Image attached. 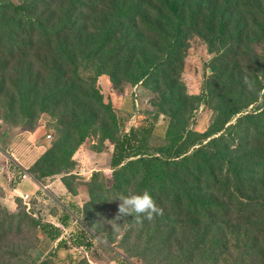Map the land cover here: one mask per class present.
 I'll list each match as a JSON object with an SVG mask.
<instances>
[{
    "label": "rangeland",
    "instance_id": "obj_1",
    "mask_svg": "<svg viewBox=\"0 0 264 264\" xmlns=\"http://www.w3.org/2000/svg\"><path fill=\"white\" fill-rule=\"evenodd\" d=\"M9 1L27 4L28 13L24 18H17L19 29L14 30L18 33L13 40L20 45V56L11 58L7 54L8 38L0 34V149L10 151L12 148L15 150L13 156L21 153L23 163H30L60 135H68L70 141H74L79 121L83 116L89 117L93 135L77 152L75 170L59 174L67 175L72 193L76 194L73 196L69 192L70 198L65 199L70 211L81 217V228H75L76 234L90 227L96 236L87 255L89 262L175 264L192 255L191 264H236V261H240L238 264H264V225L261 228L255 225L258 217L264 218V214L258 211L252 219H242L248 215L247 211L238 220L184 223L173 218L171 210L163 208V215L147 224L146 219L137 223L136 233L143 235L142 251L150 237L156 242L164 240L150 250L151 260H146L139 252L129 257L116 247L124 229L135 223L133 217L123 220L124 228L117 233L115 242L110 243L106 235L112 230L111 222L101 226L100 216L93 213L98 203L89 204L92 190L104 181L103 177L94 178L93 174L112 170L114 139L133 125L151 121L161 110L164 112L155 125L154 134L158 139L164 138L171 123L166 114L169 102L185 100L187 123L199 132L207 131L212 125L216 116L213 104L222 97L228 96L230 104L236 99L242 103L255 100L240 114L249 113L250 119L258 116L257 112L264 109V0H189L183 32L178 38L174 35L176 20L167 14L163 0H0V3ZM119 6L126 7L128 14L125 21L116 24L112 32L114 38L108 43L109 52L114 55L108 65H115L117 82L107 73L99 81L105 101L112 103L119 116L116 125L104 107L87 97L88 84L75 83L70 69L60 65L54 53L56 45L53 41H45L43 35L47 29H67L68 21L70 43L89 44L101 37L103 29L111 26L114 9ZM12 18L15 19L8 14L6 20ZM222 21L224 33L219 29ZM170 41L175 44L172 49ZM28 44L31 50H26ZM148 65H155L148 81L138 80L140 71ZM245 75L254 81L253 90L243 83ZM27 78L35 82L32 97L38 103L46 89L61 91L59 96L52 98L49 111L34 113L32 119L23 116L18 108L17 81ZM236 120L237 117L233 122ZM248 126L251 125L244 124L243 129ZM48 133H52V138H48ZM107 134L112 135L113 140ZM257 137L258 132L251 126L248 139L238 130L233 143L234 146L241 144V151H249L260 145ZM198 146H190L188 153ZM184 155L176 157V162ZM180 166L181 171L186 169ZM131 193L142 192L135 189ZM17 197L0 204L17 212L24 206ZM32 197L43 202L52 195L34 188ZM107 199L110 202L113 198ZM5 212L0 208V264H77L75 247L58 249L53 239L42 231L20 229L18 217L2 225ZM91 217L92 226L89 225ZM134 239H129L131 244ZM213 242L217 249L211 252L208 248ZM7 249L19 251L20 257L4 255Z\"/></svg>",
    "mask_w": 264,
    "mask_h": 264
},
{
    "label": "trees",
    "instance_id": "obj_2",
    "mask_svg": "<svg viewBox=\"0 0 264 264\" xmlns=\"http://www.w3.org/2000/svg\"><path fill=\"white\" fill-rule=\"evenodd\" d=\"M188 1L163 0L167 14L176 20L174 35L177 38L183 32L184 13L187 10ZM123 2L125 1H121ZM118 8L114 9V22L111 26L103 29L101 37L92 40L89 44L86 42L70 43L68 21L67 29L66 27L56 31L47 29L49 32L43 35L45 41H53L56 45L54 53L60 60V65H65L70 69L75 83L88 84L90 90L87 91V97L90 101L104 107L116 125L119 123V116L115 113L112 103L105 101L104 94L100 91L99 81L100 77L107 73L114 82H117L115 65H108L114 56L109 52L108 43L114 38L112 32L116 24L125 21L128 14L126 7L119 6ZM27 10L28 5L25 3L17 4L13 1L0 3V34L8 38L7 54L11 58L22 54L19 43H16L13 38L18 36V33L14 32L19 29L17 18H24L28 13ZM8 14L13 15L15 19L7 21ZM219 29L221 33H224L225 23L223 21L220 22ZM170 45L171 49L175 47L172 41ZM25 48L31 50L32 46L28 44ZM154 68L155 65L146 66L140 71L138 80L147 82ZM34 87L35 82L29 78L17 81L20 98L19 111L23 116L31 119L34 113L49 111L52 98L61 93L60 90L54 88L46 89L38 103L32 97ZM254 101L249 100L242 103L236 99L233 104H230L226 96L220 98L216 105L211 102L216 110V116L205 132H199L187 123L185 100L177 103L169 102L166 114L170 116L171 123L164 138L158 139L154 134L155 125L163 114V110L156 112L151 121L133 125L129 131L115 138L111 159L112 170L93 174L94 178L103 177L104 179L96 190H92L93 196L89 203L91 206L98 203L93 208V213L100 216L101 226L108 225L109 223L105 222H110L109 220L113 219L117 212L119 201L114 199L121 194L127 195L135 189L141 192L148 190L161 208L171 210L170 215L184 223L193 220L211 223L238 220L241 214L247 211H249L248 215L242 219H252L257 211L259 214H264V109L258 111V116L252 119L249 118V113L240 114ZM235 117L237 120L233 122ZM244 124L254 127L258 132V141L261 142L258 147L249 151H241V144L234 146L233 143L235 139L233 136L238 133V130L241 131L243 138H249L251 126L243 129ZM92 135V123L88 116H83L79 121L76 139L70 141L68 135H60L36 159L29 171L42 183L44 179L64 172H73L77 166V152ZM107 136L113 140L112 135L107 134ZM196 144L199 146L188 153V148ZM182 154L185 155L181 157V161L176 162L175 158ZM180 165L186 166V169L181 171ZM61 178L68 191L72 193L67 175H62ZM72 195L76 196L75 193ZM108 197L113 198L112 201L108 202ZM17 199L23 201L21 197ZM72 206L76 209L75 204ZM0 208L6 210L1 219L2 225L7 221L11 223L14 218L18 217L20 229L32 228L42 231L53 239L58 249L63 246L66 249L67 246L77 247L79 248L78 255H75L78 257L77 264H91L85 251L90 252L93 238L96 236L92 230H89L90 227L89 229L83 227L84 231L76 234L75 228H81V217L71 212L68 205L51 197L43 202L32 199L29 210L25 203L17 212L1 204ZM52 215L59 224L49 219ZM147 222L149 221L146 220V224ZM256 222L257 228H261L264 225V218L260 216ZM119 223L122 224L123 220ZM89 225H93V217L89 219ZM123 228L122 224L121 229ZM20 229L18 228L17 232ZM65 229H70L67 237H64ZM138 229L137 222L130 223L124 229L125 232L116 247L129 257L139 252L141 257L151 260L150 250L155 249L164 240L156 242L150 237L145 241L146 247L142 251L143 235L140 232L136 233ZM9 232H11L10 227ZM116 235L117 233L111 230L106 235L107 241L114 243ZM133 237L135 239L131 244L129 239L133 240ZM1 238L0 236V240ZM208 249L211 252L216 250V242L210 243ZM4 255L19 258L21 254L17 250L7 249ZM192 262V255H189L187 258L175 261V264H191ZM239 262L236 261V264ZM149 264L155 263L151 261Z\"/></svg>",
    "mask_w": 264,
    "mask_h": 264
},
{
    "label": "crops",
    "instance_id": "obj_3",
    "mask_svg": "<svg viewBox=\"0 0 264 264\" xmlns=\"http://www.w3.org/2000/svg\"><path fill=\"white\" fill-rule=\"evenodd\" d=\"M10 149V151L0 149V202L10 200V197H19V193H30L32 195L34 188L38 190L41 184L45 183L46 186L50 188V195L60 203L66 204L65 199L70 198V194L61 175L50 177L46 179L44 183L38 180L21 179L22 170L27 169L29 171L30 166L42 153L35 160L25 164L21 159V153H16L15 156H13L15 150L13 151L12 148ZM32 184H34V186H32ZM49 219L59 224L53 215L50 216Z\"/></svg>",
    "mask_w": 264,
    "mask_h": 264
},
{
    "label": "clouds",
    "instance_id": "obj_4",
    "mask_svg": "<svg viewBox=\"0 0 264 264\" xmlns=\"http://www.w3.org/2000/svg\"><path fill=\"white\" fill-rule=\"evenodd\" d=\"M243 83L249 90L254 89V81H252L247 75L243 77ZM264 95V93H262ZM114 200H118L117 212L113 219L109 220L110 226L115 233L121 231L122 224L119 221H127L126 217H133V220L137 223H143V220L151 221L156 216L163 215V208H161L153 195L144 190L142 193L127 195H118Z\"/></svg>",
    "mask_w": 264,
    "mask_h": 264
},
{
    "label": "built area",
    "instance_id": "obj_5",
    "mask_svg": "<svg viewBox=\"0 0 264 264\" xmlns=\"http://www.w3.org/2000/svg\"><path fill=\"white\" fill-rule=\"evenodd\" d=\"M48 138H51L52 135L50 133L47 134ZM21 179H30L37 181V179L34 177V175L29 172L27 169H23L21 172ZM40 189L44 193H50L48 186L46 184H41ZM19 197H21L24 201V203L27 205V209L29 210L31 208V201H32V195L30 193H19ZM70 229H65L64 237H67L69 235ZM81 249H84V247H81ZM76 250H79V248L76 247ZM85 253L88 255V252L85 251Z\"/></svg>",
    "mask_w": 264,
    "mask_h": 264
}]
</instances>
